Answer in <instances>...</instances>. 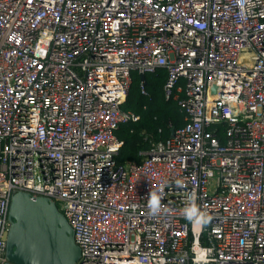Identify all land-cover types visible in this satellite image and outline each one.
<instances>
[{"label": "built area", "instance_id": "built-area-1", "mask_svg": "<svg viewBox=\"0 0 264 264\" xmlns=\"http://www.w3.org/2000/svg\"><path fill=\"white\" fill-rule=\"evenodd\" d=\"M160 67L185 124L119 163L132 71ZM17 190L77 264H264V0H0V264Z\"/></svg>", "mask_w": 264, "mask_h": 264}, {"label": "water", "instance_id": "water-1", "mask_svg": "<svg viewBox=\"0 0 264 264\" xmlns=\"http://www.w3.org/2000/svg\"><path fill=\"white\" fill-rule=\"evenodd\" d=\"M140 77L144 81L146 74ZM174 132L172 128L171 135ZM9 219L5 264H77L81 260L74 230L51 198L17 190L11 195Z\"/></svg>", "mask_w": 264, "mask_h": 264}, {"label": "trees", "instance_id": "trees-1", "mask_svg": "<svg viewBox=\"0 0 264 264\" xmlns=\"http://www.w3.org/2000/svg\"><path fill=\"white\" fill-rule=\"evenodd\" d=\"M167 70L163 67L147 72L144 81L137 71H132V82L121 108L140 115L137 121L121 124L116 130L123 145L117 155L119 163L141 161L142 151L148 150L158 141H165L171 129L185 124L184 111L178 102L168 98L164 92ZM172 122V125L169 124ZM218 136L223 141L225 133L219 125Z\"/></svg>", "mask_w": 264, "mask_h": 264}, {"label": "crops", "instance_id": "crops-1", "mask_svg": "<svg viewBox=\"0 0 264 264\" xmlns=\"http://www.w3.org/2000/svg\"><path fill=\"white\" fill-rule=\"evenodd\" d=\"M139 75H140V73H139ZM141 78V77H140Z\"/></svg>", "mask_w": 264, "mask_h": 264}]
</instances>
